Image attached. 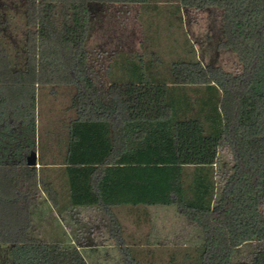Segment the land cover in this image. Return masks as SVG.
<instances>
[{
  "label": "trees",
  "instance_id": "1",
  "mask_svg": "<svg viewBox=\"0 0 264 264\" xmlns=\"http://www.w3.org/2000/svg\"><path fill=\"white\" fill-rule=\"evenodd\" d=\"M176 1L180 18L181 8L222 11L220 48L237 56L241 73L181 60L163 74L139 55L123 54L129 66L112 80L106 102L88 67L90 5L144 10L150 0H25L21 66L4 40L0 0V247L11 264H88L78 248L30 235L42 193L62 211L53 184L28 164L40 147L39 89L48 86L75 89L65 163L70 204L101 208L129 264L138 261L116 207L144 212L147 221V207L175 206L198 226L203 243L170 264H264V248L250 263L233 262L244 244L264 242V0ZM225 144L235 164L216 201L215 165Z\"/></svg>",
  "mask_w": 264,
  "mask_h": 264
},
{
  "label": "rangeland",
  "instance_id": "2",
  "mask_svg": "<svg viewBox=\"0 0 264 264\" xmlns=\"http://www.w3.org/2000/svg\"><path fill=\"white\" fill-rule=\"evenodd\" d=\"M177 5L176 0H150L149 6H146L144 10L138 5L97 3L90 5V30L86 42L89 52L88 67L100 87L103 98L109 83L106 67L116 59H120L122 53L131 55L130 59L134 55H139L143 63L152 62L157 71L163 74L168 73L173 62L181 60H199L204 65L220 66L232 74L241 73L242 66L237 56L229 49L220 48V42L224 39L222 11L218 8H184L181 10V18H178L175 17ZM2 11L7 21L4 40L11 48L14 62L21 66L26 36L25 0H2ZM120 66L121 63L118 62L115 71H119ZM163 78L166 77L163 76ZM74 92L75 89L72 86L40 87L38 98L40 147L37 150L39 162H50L54 153L61 150L65 135L62 121L68 119ZM56 161L61 163L60 158ZM234 164L232 148L229 144H225L219 149L215 165L216 201L220 197L224 184L233 173ZM40 170L41 176L45 179L46 169L41 167ZM46 172L49 173V170ZM43 194L46 195L42 193L40 198L44 197ZM153 207L175 208L173 206ZM260 210L264 214V202ZM171 211L152 208L148 209L147 221L144 219V212L141 211H136L133 215L127 214L128 220L123 219L122 231L136 236V239L142 242L146 240L143 244L155 253V256H136L138 264H170L172 258L180 263L186 253L193 254L194 248L201 245L202 237L201 231L197 230L198 226L191 224L192 222L183 215L176 217V214L173 215L175 212ZM47 215L46 207L44 203H41L35 213L33 228L30 230L31 236L42 241L46 240L45 236L48 232L52 233L48 228L49 225L46 226L45 222L39 219L41 217L46 221ZM102 224L104 223L98 224L99 231H95L100 244L85 246L83 251L87 263L129 264ZM136 239L133 238V240ZM104 240L107 243L102 245ZM62 247L74 246L63 245ZM138 248L144 249L142 245ZM263 248L264 242L246 243L236 251L233 262L250 263L257 252ZM10 261L8 248L0 247V264H11Z\"/></svg>",
  "mask_w": 264,
  "mask_h": 264
},
{
  "label": "crops",
  "instance_id": "3",
  "mask_svg": "<svg viewBox=\"0 0 264 264\" xmlns=\"http://www.w3.org/2000/svg\"><path fill=\"white\" fill-rule=\"evenodd\" d=\"M177 4H179L177 2ZM140 6L139 4H135ZM141 7V6H140ZM184 8H181V10ZM191 9V8H189ZM141 18V15L139 16ZM175 17L180 18L178 15H176ZM125 53H122L121 55H123ZM120 55V56H121ZM122 58V57H120ZM120 60V61H119ZM118 62L121 63V69L119 71H115ZM139 65H143L142 63H139ZM129 66V63L125 60H121V59H116L115 61H113L112 63H110L108 65V67H106L107 69V76H108V86H107V90H106V95L105 98H103L104 101L106 102H110L111 99L108 96V88L112 82L113 79H116L117 77L121 76L122 72L124 69H127ZM153 68H155V65H153ZM157 70V68H155ZM154 69V70H155ZM95 79V78H94ZM96 81V80H95ZM97 84V82H96ZM99 90L100 87L97 84ZM101 93V91H100ZM102 96V93H101ZM68 119H63V131H64V137L62 140V144H61V150L58 152L54 153V157L52 158V160L50 162H43L44 164L42 165L41 162H39L38 160V155H37V167L38 168H45V181L48 183H52L53 186L55 187V189L58 191L59 194V198H60V203H61V207H62V211H59L57 209L54 208V206L51 204V202L49 201L48 197L46 195H44V197L39 198V202L36 206H34L32 208L31 211V221H32V227L34 225V218L35 213L37 212V208L40 206V204L44 203L45 207H46V213H48V217L45 220H42L41 217L39 218L40 221H44L46 226H48L49 230L52 232H48L45 236V241L40 240L39 238L35 237L37 240L41 241V242H45V243H51V244H58L60 246L63 245H69V246H74L76 248H78L82 254L83 251H85V246H94V245H98L100 244L99 241H97L99 238L97 233L95 231H99L98 230V224L100 223H104L102 224V226L105 228V230H107L108 236L110 235V227H109V221L108 218L106 217L105 213L101 210L100 207L98 206H80V207H76V206H72L70 204V191H69V181H68V177L65 173V168H66V157L68 155V148H69V144H70V140H71V129L74 126V119H75V112L73 110H69L68 111ZM86 156H82V157H78L81 160H84ZM56 158V159H55ZM60 158L61 159V163H57V159ZM84 165V164H82ZM49 170V173H47L46 171ZM45 198V199H44ZM175 207V206H173ZM152 208H159L162 210H168L170 212H172L171 210H173V212H175L173 215L176 214V217H181L182 215L180 213L177 212V208H163V207H153V206H149L147 207V209L151 210ZM40 213L42 212L41 210L39 211ZM113 212L117 215V217L119 218L122 228L124 227L122 222L123 219L128 220L127 219V214L131 213V210H129V208L127 206H123V207H116L114 208ZM191 223V222H190ZM194 224V223H191ZM195 226V225H194ZM197 226V225H196ZM197 228V227H196ZM30 229V230H31ZM197 230H200L199 228H197ZM201 231V230H200ZM199 231V232H200ZM201 237H202V241L201 244L203 243V234L202 232H200ZM135 237V239L137 238L136 236L130 235V234H126L123 231V238H124V242L127 246L131 247V249L133 250V253L136 256L139 255H153L155 256L153 252H151V250H148V248L146 247V244H143V242H146V240H144L143 242L136 239L133 240V238ZM80 239V240H79ZM130 240V242H129ZM133 240V241H132ZM105 242L101 243L102 245L106 244V240H104ZM139 245H142V247H144V249L139 250ZM146 250V251H144ZM84 256V255H83ZM85 258V257H84ZM86 260V259H85Z\"/></svg>",
  "mask_w": 264,
  "mask_h": 264
},
{
  "label": "water",
  "instance_id": "4",
  "mask_svg": "<svg viewBox=\"0 0 264 264\" xmlns=\"http://www.w3.org/2000/svg\"><path fill=\"white\" fill-rule=\"evenodd\" d=\"M37 152H33L28 158V164L31 166H37Z\"/></svg>",
  "mask_w": 264,
  "mask_h": 264
}]
</instances>
